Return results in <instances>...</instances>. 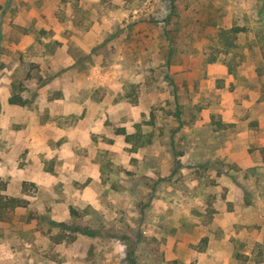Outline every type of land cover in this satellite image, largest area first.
Listing matches in <instances>:
<instances>
[{
	"label": "rangeland",
	"instance_id": "374dc122",
	"mask_svg": "<svg viewBox=\"0 0 264 264\" xmlns=\"http://www.w3.org/2000/svg\"><path fill=\"white\" fill-rule=\"evenodd\" d=\"M0 196V264H257L264 0H0Z\"/></svg>",
	"mask_w": 264,
	"mask_h": 264
},
{
	"label": "trees",
	"instance_id": "16d2710c",
	"mask_svg": "<svg viewBox=\"0 0 264 264\" xmlns=\"http://www.w3.org/2000/svg\"><path fill=\"white\" fill-rule=\"evenodd\" d=\"M66 0H62L64 2ZM10 104L15 105H25V101H23L20 97L11 96L9 98ZM176 117L179 118V113H176ZM27 206V202L23 199L19 198H6L0 196V214L4 213L5 211H13L16 208H24ZM264 251V250H263ZM258 256L254 260L257 264H264L263 256L261 252H259Z\"/></svg>",
	"mask_w": 264,
	"mask_h": 264
}]
</instances>
